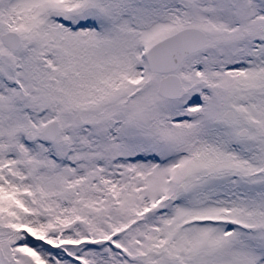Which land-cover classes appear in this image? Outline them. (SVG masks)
<instances>
[{"label":"snow or ice","instance_id":"6c2138e0","mask_svg":"<svg viewBox=\"0 0 264 264\" xmlns=\"http://www.w3.org/2000/svg\"><path fill=\"white\" fill-rule=\"evenodd\" d=\"M0 264H264V0H0Z\"/></svg>","mask_w":264,"mask_h":264}]
</instances>
